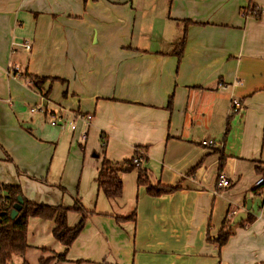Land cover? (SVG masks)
<instances>
[{
    "label": "crops",
    "instance_id": "obj_1",
    "mask_svg": "<svg viewBox=\"0 0 264 264\" xmlns=\"http://www.w3.org/2000/svg\"><path fill=\"white\" fill-rule=\"evenodd\" d=\"M251 7L258 16L242 14ZM75 112L91 118L71 129ZM137 150L145 161L126 169ZM103 157L122 180L114 199L97 186ZM138 168L177 190L148 195ZM262 168L264 0H0V183L89 212L69 246L53 220L29 217L21 261L264 264V220L245 210ZM242 211L253 220L220 249L207 241ZM80 218L69 210L68 227Z\"/></svg>",
    "mask_w": 264,
    "mask_h": 264
},
{
    "label": "trees",
    "instance_id": "obj_2",
    "mask_svg": "<svg viewBox=\"0 0 264 264\" xmlns=\"http://www.w3.org/2000/svg\"><path fill=\"white\" fill-rule=\"evenodd\" d=\"M253 10L256 14L253 15ZM247 16H258L260 10L255 7L243 8L241 10ZM187 23V22H186ZM186 42L185 31L182 36L175 43L172 52L180 59ZM45 78L39 79L35 82V86L40 88L41 83ZM171 105V99H169L168 107ZM229 121V120H228ZM228 129V123L226 125V131ZM136 153V151H135ZM134 153V154H135ZM126 169H133L131 164V158L126 162ZM113 163L107 158L103 157L100 163V168L96 177V182L99 191H101L107 198H116L122 194V180ZM137 185L145 186L146 192L150 196H159L165 193H171L177 190L178 186L163 185L161 183L152 184L147 177L146 170L138 168L137 171ZM61 189H63L60 186ZM22 199L21 208L18 210L16 216L12 219L10 217V211L14 204L17 202V197ZM69 210H74L80 213L81 218L73 226L67 225V213ZM89 212L84 209L77 198L74 199V204L71 208L64 207L62 205H49L31 202L27 200L21 191L20 186L11 184L0 183V264H8L13 255L23 256L28 246L26 240L27 223L29 217H39L42 219H49L54 221V227L52 229V236L60 241L65 246H69L76 239L80 233L86 217ZM133 216L119 217L118 220L131 219ZM232 218V217H231ZM253 217L247 216L246 219L233 224L232 219H226L222 221L221 227L215 235H210L207 232V241L216 243L220 249L233 234L235 226H242L245 223L251 222ZM64 260V255H58ZM49 258L39 259V264H48ZM22 264H28L23 260Z\"/></svg>",
    "mask_w": 264,
    "mask_h": 264
},
{
    "label": "built area",
    "instance_id": "obj_3",
    "mask_svg": "<svg viewBox=\"0 0 264 264\" xmlns=\"http://www.w3.org/2000/svg\"><path fill=\"white\" fill-rule=\"evenodd\" d=\"M242 14L245 16L244 13H242ZM255 14H256V11L253 10V15H255ZM22 46L26 50L30 49V43L27 41L24 42L22 44ZM228 106H229L230 113H237L242 108V103L238 98L233 97L230 99ZM36 109L37 108L32 107V108H30V111L33 112V111H36ZM50 115L52 117L51 125H56L57 121L61 120L63 118V116L58 114V113H51ZM90 118H91L90 114L82 115L80 112H75L72 114L70 119L67 118L66 120H64V123L68 124L71 129H75L74 122L77 119H83L85 122H87L88 120H90ZM201 144L204 146H211V145H214L215 142L213 140H210V139H203V140H201ZM144 161H145V156L141 150H137L136 153L131 158V164L134 167H139ZM229 185H230V181L227 179V177L223 173H219L218 174V186L225 187V186H229ZM252 191H253L254 195H257L260 198V203L258 206V214L256 215V218L264 220V169H262L260 171V173H259V175H258V177L254 183ZM234 214H235V212L232 213V215H234Z\"/></svg>",
    "mask_w": 264,
    "mask_h": 264
},
{
    "label": "water",
    "instance_id": "obj_4",
    "mask_svg": "<svg viewBox=\"0 0 264 264\" xmlns=\"http://www.w3.org/2000/svg\"><path fill=\"white\" fill-rule=\"evenodd\" d=\"M21 205H22V199H21L20 196H18L17 197V202L14 204L13 208L10 211V217L12 219L16 216L18 210L21 208ZM251 205H252V200L249 198L246 201L245 210L246 211L250 210ZM244 218H245V212L242 211V212H239L238 214H236V216L233 218L232 222L234 224H236V223L242 221Z\"/></svg>",
    "mask_w": 264,
    "mask_h": 264
},
{
    "label": "rangeland",
    "instance_id": "obj_5",
    "mask_svg": "<svg viewBox=\"0 0 264 264\" xmlns=\"http://www.w3.org/2000/svg\"><path fill=\"white\" fill-rule=\"evenodd\" d=\"M63 152H65V150ZM262 169H264V168H262ZM251 198H252V206H251L250 212L257 215L258 214V206L260 203V198L257 195H254L252 193H251ZM14 259H15V264H22L23 263V261L20 260V255H15ZM44 259H47V258H44ZM49 260H50V258H49ZM32 264H37V263L32 261Z\"/></svg>",
    "mask_w": 264,
    "mask_h": 264
}]
</instances>
